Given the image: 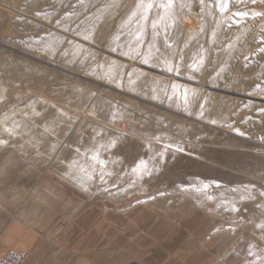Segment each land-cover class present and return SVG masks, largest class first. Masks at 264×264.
<instances>
[{"label":"rangeland","instance_id":"374dc122","mask_svg":"<svg viewBox=\"0 0 264 264\" xmlns=\"http://www.w3.org/2000/svg\"><path fill=\"white\" fill-rule=\"evenodd\" d=\"M166 2L0 0V245L17 225L68 252L91 224L94 264L190 228L264 253V0ZM111 220L159 243L105 246Z\"/></svg>","mask_w":264,"mask_h":264},{"label":"crops","instance_id":"0c3cea01","mask_svg":"<svg viewBox=\"0 0 264 264\" xmlns=\"http://www.w3.org/2000/svg\"><path fill=\"white\" fill-rule=\"evenodd\" d=\"M134 217L136 220L138 215ZM135 222L137 221H130L132 224L126 226V231L120 230L116 226L114 227L111 220L110 225L106 224L104 226L105 246L109 245V236L113 238L120 235L122 249L142 252L155 247L159 243L156 242V236L160 235L158 234L159 229L151 228L148 232L140 231L139 229L135 230L133 229V223L136 224ZM200 230L203 231L202 228L196 230L190 228L187 232L185 231V236L171 240L172 242L168 244L169 247L166 248L167 254L163 253L164 255L161 256L154 255L148 264H264V253L242 251L239 247V239L223 237L205 238L201 235L202 231ZM168 231V228H165L160 233L165 236ZM44 238L32 227L15 225L9 227L7 230L0 249L29 253V258L25 264H64L66 260L69 264H74L80 260L82 255H86L88 264H94V262H91V259L95 258V251L101 245L97 244L96 226L91 224L88 228L87 240L83 243L79 240L78 242H74L71 247L72 249L68 252L59 247H56L57 250L54 252L52 248L46 247L45 244H48L49 241ZM77 264H80V262Z\"/></svg>","mask_w":264,"mask_h":264},{"label":"built area","instance_id":"2783aa9c","mask_svg":"<svg viewBox=\"0 0 264 264\" xmlns=\"http://www.w3.org/2000/svg\"><path fill=\"white\" fill-rule=\"evenodd\" d=\"M27 253L23 251H12L0 256V264H24Z\"/></svg>","mask_w":264,"mask_h":264},{"label":"snow or ice","instance_id":"6c2138e0","mask_svg":"<svg viewBox=\"0 0 264 264\" xmlns=\"http://www.w3.org/2000/svg\"><path fill=\"white\" fill-rule=\"evenodd\" d=\"M253 2H255V0H253ZM172 3L173 0H167L165 4H161L159 6L166 9L170 7ZM137 6L144 8L145 11H149L154 6L153 0H138ZM227 6H228L227 0H221V11H225L227 9ZM256 15H260V13H257ZM93 159H98V157H93Z\"/></svg>","mask_w":264,"mask_h":264}]
</instances>
